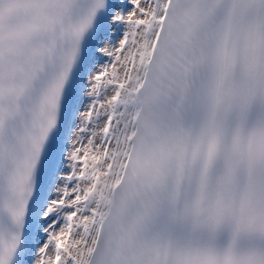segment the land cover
<instances>
[{"label": "snow or ice", "instance_id": "1", "mask_svg": "<svg viewBox=\"0 0 264 264\" xmlns=\"http://www.w3.org/2000/svg\"><path fill=\"white\" fill-rule=\"evenodd\" d=\"M0 264H264V0H0Z\"/></svg>", "mask_w": 264, "mask_h": 264}]
</instances>
